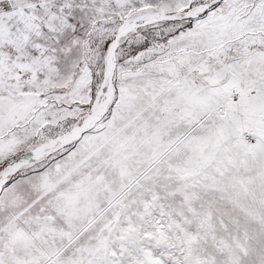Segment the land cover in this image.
I'll use <instances>...</instances> for the list:
<instances>
[{
    "label": "snow or ice",
    "instance_id": "obj_1",
    "mask_svg": "<svg viewBox=\"0 0 264 264\" xmlns=\"http://www.w3.org/2000/svg\"><path fill=\"white\" fill-rule=\"evenodd\" d=\"M0 264H264V0H0Z\"/></svg>",
    "mask_w": 264,
    "mask_h": 264
}]
</instances>
